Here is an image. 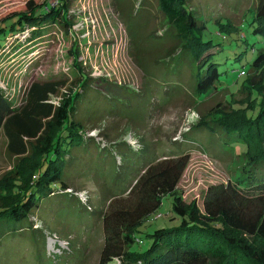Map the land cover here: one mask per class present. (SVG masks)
<instances>
[{
    "label": "rangeland",
    "instance_id": "obj_1",
    "mask_svg": "<svg viewBox=\"0 0 264 264\" xmlns=\"http://www.w3.org/2000/svg\"><path fill=\"white\" fill-rule=\"evenodd\" d=\"M44 1L0 0V23L29 14ZM258 3L187 0L186 7L202 24L201 40L213 44L209 61L221 73L220 82L204 96L195 93L191 80L180 77L188 68L181 70L174 59L181 42L161 12L160 0H71L65 20L62 13L51 21L43 17L8 39L0 52V88L15 109L25 104L35 82L63 85L50 96L57 107L83 76L90 86L75 112L85 143L69 149V190L41 200L27 227L14 223L0 229V264H99V218L113 198L126 193L144 163L188 155L178 191L201 212L211 186L240 176L248 163V146L223 129H205L200 123L231 120L236 116L232 106L251 102V91L242 87L245 77L256 82L249 86L258 90L259 100L264 95V84H257L263 80L260 70L246 72L264 48L262 36L254 32ZM25 142L26 153L15 155L5 131L0 132V205L10 197L3 198L11 188L9 179L27 177L40 159V143ZM253 143L257 147L256 139ZM172 200L166 195L159 210L139 227L143 240L135 251L150 245L146 234L179 223Z\"/></svg>",
    "mask_w": 264,
    "mask_h": 264
},
{
    "label": "trees",
    "instance_id": "obj_2",
    "mask_svg": "<svg viewBox=\"0 0 264 264\" xmlns=\"http://www.w3.org/2000/svg\"><path fill=\"white\" fill-rule=\"evenodd\" d=\"M68 1L71 0H57L51 6L45 0L43 5L32 8L31 13H18L1 22L0 52L8 39L24 33L28 24L33 26L43 17L54 20L60 13L65 20ZM186 3L187 0H160V7L181 42L174 59H179L181 70L187 66L188 72L184 75L180 72V77L191 80L195 93L204 96L220 82L221 73L219 65L209 61L212 42L201 40L202 24ZM255 21L254 32L262 36L264 44V0H259ZM253 69H259L263 75L257 84L261 81L264 84V48L246 72ZM88 80L83 76L76 90L58 107L49 101L62 84L33 83L19 109L12 106L0 88V132L5 131L9 149L15 155H24L25 141L35 140L41 145L34 171L25 178L9 179L12 181L7 185L11 188L3 198L10 197L0 205V229L14 223L27 227L41 200L69 190L65 182L69 149H80L85 143L84 127L75 112L90 86ZM249 81L245 77L242 87L249 89L254 98L242 108L232 106L236 112L233 119L200 123L205 129H223L226 136L248 146L244 154L248 163L240 176L227 184L211 186L201 212L196 204H187L178 191L188 155L144 163L130 190L113 198L99 218L103 229L99 264L114 260L119 264H264V95L259 100L258 90L249 86H255L256 82ZM166 195L173 197L172 212L179 223L146 234L150 245L143 252L135 251L134 246L141 245L143 240L137 235L139 227L159 210Z\"/></svg>",
    "mask_w": 264,
    "mask_h": 264
}]
</instances>
